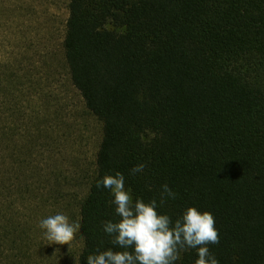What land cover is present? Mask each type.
Returning a JSON list of instances; mask_svg holds the SVG:
<instances>
[{
  "label": "trees",
  "instance_id": "obj_1",
  "mask_svg": "<svg viewBox=\"0 0 264 264\" xmlns=\"http://www.w3.org/2000/svg\"><path fill=\"white\" fill-rule=\"evenodd\" d=\"M62 39L68 79L101 125L94 170L77 200V263L114 246V195L125 190L173 222L210 212L219 264H264V0H69ZM4 75L0 104V264L50 257L42 219L71 190L47 163L50 111L37 87L46 61ZM40 72V73H39ZM40 76V77H39ZM144 164L135 175L130 170ZM176 193L160 205L162 185ZM197 249L175 264H195Z\"/></svg>",
  "mask_w": 264,
  "mask_h": 264
},
{
  "label": "rangeland",
  "instance_id": "obj_2",
  "mask_svg": "<svg viewBox=\"0 0 264 264\" xmlns=\"http://www.w3.org/2000/svg\"><path fill=\"white\" fill-rule=\"evenodd\" d=\"M69 0H0V104L6 101L4 75H20L31 63L41 60L49 66V78L39 80L42 106L50 111L52 130L45 156L49 166L60 173L70 189L69 205L53 208L77 223V200L85 193L90 181L94 159L101 139V125L84 107L71 86L62 56V39L68 16ZM40 73V72H39ZM40 77V76H39ZM3 90V91H2ZM50 257L43 264H78L82 241L78 233L67 244H49Z\"/></svg>",
  "mask_w": 264,
  "mask_h": 264
},
{
  "label": "clouds",
  "instance_id": "obj_3",
  "mask_svg": "<svg viewBox=\"0 0 264 264\" xmlns=\"http://www.w3.org/2000/svg\"><path fill=\"white\" fill-rule=\"evenodd\" d=\"M144 164L130 170L135 175L142 172ZM125 177L117 172L105 175L96 182L97 188L110 189L114 195L115 212L121 218L118 222H106L103 230L113 237L111 243L121 249H133L132 252L100 251L87 256V264H175L180 259V252L197 249L198 259L195 264H219L210 252L208 245L219 244V232L215 219L210 212H200L189 207L175 222L168 215L158 214L157 201L145 203L125 190ZM165 198L176 199V193L162 185L160 205ZM39 227L45 231L49 244H67L70 246L75 234L80 229L79 223H72L64 214L48 216L40 221Z\"/></svg>",
  "mask_w": 264,
  "mask_h": 264
}]
</instances>
